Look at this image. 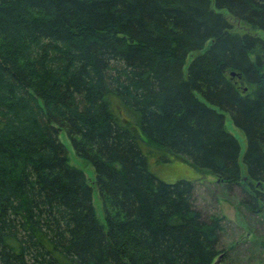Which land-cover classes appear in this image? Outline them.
Wrapping results in <instances>:
<instances>
[{
  "label": "trees",
  "instance_id": "1",
  "mask_svg": "<svg viewBox=\"0 0 264 264\" xmlns=\"http://www.w3.org/2000/svg\"><path fill=\"white\" fill-rule=\"evenodd\" d=\"M261 32L264 0H0V264H264ZM207 181L252 237L224 243Z\"/></svg>",
  "mask_w": 264,
  "mask_h": 264
},
{
  "label": "rangeland",
  "instance_id": "2",
  "mask_svg": "<svg viewBox=\"0 0 264 264\" xmlns=\"http://www.w3.org/2000/svg\"><path fill=\"white\" fill-rule=\"evenodd\" d=\"M261 34L264 35V32H261ZM228 120L230 119L228 118ZM227 126L229 130L238 137L242 145V150H244L246 147V138L243 132L239 130L238 128L232 126L230 121L227 122ZM59 137L69 150L71 163L81 168L85 172L88 179L93 182L95 180V172H94V168L92 164L80 158L76 154L73 148V145L65 131H61ZM151 166H152V170L157 175V177L167 182H174L178 179H183V178L189 179V180L198 179V181H201L204 179L215 181L214 176L212 174H210L209 172L199 171L188 161L182 158H179V157L173 156L170 158L169 161L163 162L161 159L159 160L158 157L155 156L154 163H152ZM207 183H211V182L207 181V182H204L203 184L202 183L198 184L197 204L200 207L204 208L208 213H212V214L219 213L225 216L226 218L225 224L228 230H227L226 235H224V243L229 244L230 240L233 237H234L233 239H236L238 237L239 240L246 239L247 237H252L253 234L249 233L248 231L249 229L247 226L248 224L247 220L244 214L238 210V206L236 204H233L227 201L223 197H221V199L219 200H213L211 195H209V192L206 190L208 186ZM94 203H95L98 215L100 216L101 219L104 220L103 206H102V202L100 200L97 190L94 192ZM247 215L249 214L247 213ZM252 221L254 220L252 219ZM255 223H256L255 221L251 222V225L254 226ZM235 232H238L237 235L231 237L233 233ZM261 233L264 236V231H262ZM262 242H264V238ZM258 248L260 250L259 252L264 251V247L262 245L259 246ZM213 264H224V263L221 262V260H219V261H215V263ZM243 264H258V262L257 260L250 261L249 257L247 256L244 258Z\"/></svg>",
  "mask_w": 264,
  "mask_h": 264
}]
</instances>
